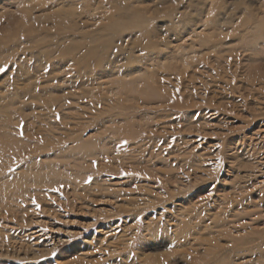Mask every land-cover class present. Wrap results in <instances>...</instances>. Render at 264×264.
<instances>
[{"label": "rangeland", "instance_id": "1", "mask_svg": "<svg viewBox=\"0 0 264 264\" xmlns=\"http://www.w3.org/2000/svg\"><path fill=\"white\" fill-rule=\"evenodd\" d=\"M262 34L264 0H0L3 175L67 176L0 216V264H264Z\"/></svg>", "mask_w": 264, "mask_h": 264}, {"label": "bare ground", "instance_id": "2", "mask_svg": "<svg viewBox=\"0 0 264 264\" xmlns=\"http://www.w3.org/2000/svg\"><path fill=\"white\" fill-rule=\"evenodd\" d=\"M70 28H71L70 30H74V31L80 29V28H75V27L73 28L71 26H70ZM84 35H86V34L84 33ZM84 35L82 34L80 39H82L84 37ZM262 37H264V34H262ZM76 38H78V36L75 37V39ZM118 46L121 47L120 44ZM55 48L52 47V49L49 50L50 54L51 53H54V54L57 53L58 48H61V47H55ZM76 48L77 47L74 46L73 43L72 44L70 43L67 47L61 48V50L59 51V53H62L63 55H66V56H69L70 59L79 60L80 59L79 58L80 51H76ZM114 48H115V46H113V44H109V43H106V44H103V45H101V44L93 45V46L88 47V49L86 48V51L84 53L81 52L82 53L81 58L82 57H86V55H88L89 53L100 52L99 53V63L101 62L102 63L101 66L104 67V62L106 61V59H108V60H111L112 59L111 56L114 53V50H115ZM121 49H123L124 51L126 50L127 53L130 56H132V57L135 54V52H133L131 48L126 49V48L123 47ZM79 64L82 65L83 68L89 67L88 64H86V63H79ZM112 70L114 72L115 71V68L112 67ZM117 80L118 79L115 77V78H113V80L111 82H114V81H117ZM104 83H108V81L101 82V85L104 84ZM25 85L26 84H24L23 88L25 87ZM7 107L6 106L5 107L4 106H1L0 107V124H1V119H2V116L1 115H3L4 112H7L8 111V108ZM14 113H16V112H14ZM12 137L13 136H9V133L5 132L4 126L0 125V158L2 160L5 159L6 152L9 151L8 147L18 144V142L15 139H13ZM99 147H100L99 140L97 138H95L93 140H79L78 143H77V145L74 148H72V149L69 150L68 156H71L70 159H73L74 162H76L77 158H75V157H79L80 159L81 158L82 159H85L87 156L91 157V156L97 155V153L99 151ZM74 153L77 154V156L74 157V155H73ZM87 167L88 166H86V168ZM48 168H49L48 171H46V169H44V167H41L38 171H36V173H33L32 175L31 174H28L27 176L26 175L20 176V175L17 174L18 176L15 175V178L13 180H9L6 175H3V172L4 171L1 169V166H0V216L2 215L3 219L6 220L8 218L7 216H9L10 219H13L14 217H16V218L19 217L20 211L18 209V204L20 202V200H19L20 195H26L27 193L34 192V191L37 194H40V192H43L44 189L41 188V187H39L38 186L39 184H44V183L54 184L55 182H59L61 180H66L67 176H65L66 177L65 178L61 173H57V170H55L53 167L48 166ZM24 180L27 181V183H28V181H29V183H34L33 185H35V186L28 185L27 189L25 188L22 192H20V185L24 182ZM9 182H10V184H9ZM104 187L106 188V186H104ZM108 190H110V189H108ZM7 206H10V208L18 209V211H16L17 214H14L13 211H8L9 212V215L6 214V212H7V210H6L7 209ZM31 215H32L31 216V222L35 221V222L38 223V222L41 221L40 218H38L33 213ZM180 217L183 218L184 217V214L181 213L180 214ZM3 219H0V220H2V221H0L1 223L4 222ZM231 222H232V220H229L228 222L224 221L223 224L221 226H218V227H222L223 225L225 226L226 224L231 223ZM180 225H182V224H180L179 221L178 222L177 221L174 222V227H175V231H176V235L177 236H179L181 234V232L183 231L180 228ZM6 226H7V224H4L3 226H0V242L1 243L4 241L5 238L7 239V237H8L7 236V227ZM9 230H11V229H9ZM239 230H241V229H239ZM239 230H238V232H239ZM252 230H254V229L252 228ZM258 230H260V229H258ZM101 231L102 230H100V232ZM254 231H256V228H255ZM241 232H242V230H241ZM8 234H10L9 236H11V233H8ZM34 234H36L35 231H32V235H34ZM237 235H239V233L235 234V236H237ZM59 239H61V238H59ZM33 242H36V241H33ZM6 245H8V244H6ZM34 245H37V244L36 243L31 244L32 248L34 247ZM3 248H4V246H3ZM19 248H20V246H19ZM47 250H49V249H47ZM8 254H9V252H8ZM34 254H35V252H34Z\"/></svg>", "mask_w": 264, "mask_h": 264}]
</instances>
